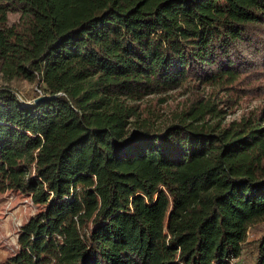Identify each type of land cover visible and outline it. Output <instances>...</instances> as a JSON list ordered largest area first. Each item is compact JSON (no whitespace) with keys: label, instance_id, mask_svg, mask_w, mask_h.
<instances>
[{"label":"trees","instance_id":"obj_1","mask_svg":"<svg viewBox=\"0 0 264 264\" xmlns=\"http://www.w3.org/2000/svg\"><path fill=\"white\" fill-rule=\"evenodd\" d=\"M0 71V191L42 206L0 264H264V0H0Z\"/></svg>","mask_w":264,"mask_h":264},{"label":"rangeland","instance_id":"obj_2","mask_svg":"<svg viewBox=\"0 0 264 264\" xmlns=\"http://www.w3.org/2000/svg\"><path fill=\"white\" fill-rule=\"evenodd\" d=\"M19 14L11 15L12 20H16ZM3 74L0 71V85L5 84ZM11 84L18 88L21 96L31 100L39 89L37 81L29 79H18L11 81ZM149 108L145 113L151 119L156 121L157 125L166 124L172 121L176 112L182 107V97L178 91L153 95L145 99ZM248 104L256 105L257 101L252 100ZM226 120L239 117L242 113V106L235 104L227 107ZM42 206L36 204L30 194L21 192L18 189H12L5 192L0 191V262L10 255L15 254L19 249L18 238L21 233V227L32 216L41 210ZM262 224L254 226L249 231V240H253L262 233ZM238 264H253L248 251L244 252Z\"/></svg>","mask_w":264,"mask_h":264},{"label":"water","instance_id":"obj_3","mask_svg":"<svg viewBox=\"0 0 264 264\" xmlns=\"http://www.w3.org/2000/svg\"><path fill=\"white\" fill-rule=\"evenodd\" d=\"M51 97H53V95L42 94V95L36 97L35 99H33L32 102L38 103V102H40L42 100H46V99H49Z\"/></svg>","mask_w":264,"mask_h":264},{"label":"built area","instance_id":"obj_4","mask_svg":"<svg viewBox=\"0 0 264 264\" xmlns=\"http://www.w3.org/2000/svg\"><path fill=\"white\" fill-rule=\"evenodd\" d=\"M38 91H39V92H41V94H42V91H41V89H38Z\"/></svg>","mask_w":264,"mask_h":264}]
</instances>
